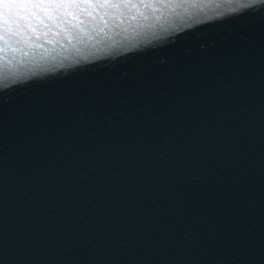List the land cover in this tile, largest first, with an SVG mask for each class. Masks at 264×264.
I'll return each instance as SVG.
<instances>
[{"label": "water", "instance_id": "1", "mask_svg": "<svg viewBox=\"0 0 264 264\" xmlns=\"http://www.w3.org/2000/svg\"><path fill=\"white\" fill-rule=\"evenodd\" d=\"M0 264H264V0H0Z\"/></svg>", "mask_w": 264, "mask_h": 264}, {"label": "snow or ice", "instance_id": "2", "mask_svg": "<svg viewBox=\"0 0 264 264\" xmlns=\"http://www.w3.org/2000/svg\"><path fill=\"white\" fill-rule=\"evenodd\" d=\"M7 7H9L10 9H20V8L28 9V8H37V7H41V8L48 7V8H51L55 12L56 10H59V9L78 7V5H71V4H69V5H65V4H50V5L11 4V5H7ZM103 7H109V8L124 7V8H127V7H129V5H127V4H123V5H103Z\"/></svg>", "mask_w": 264, "mask_h": 264}]
</instances>
